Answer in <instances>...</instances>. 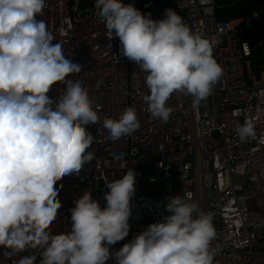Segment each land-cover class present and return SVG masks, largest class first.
Masks as SVG:
<instances>
[{
  "label": "clouds",
  "instance_id": "clouds-1",
  "mask_svg": "<svg viewBox=\"0 0 264 264\" xmlns=\"http://www.w3.org/2000/svg\"><path fill=\"white\" fill-rule=\"evenodd\" d=\"M45 0H0V246L5 254L41 249L38 264H213L216 237L213 215L199 209L190 194L168 197L159 222L149 224L119 250L110 246L129 235L136 173L129 168L107 183L106 206L85 190L74 200L71 230L52 233L61 202L57 183L79 175L94 154L87 128L100 124L87 88L67 79L81 66L66 58L61 43L42 19ZM109 40L118 38L121 54L146 73L148 111L167 121L174 92L199 104L212 92L223 69L212 40L193 31L171 8L163 19L142 14L121 0H95ZM66 84L55 101L48 95ZM112 140L139 127L136 110L105 118ZM240 140L255 135L245 120L236 128ZM16 264H37V254Z\"/></svg>",
  "mask_w": 264,
  "mask_h": 264
},
{
  "label": "built area",
  "instance_id": "built-area-1",
  "mask_svg": "<svg viewBox=\"0 0 264 264\" xmlns=\"http://www.w3.org/2000/svg\"><path fill=\"white\" fill-rule=\"evenodd\" d=\"M121 2L154 20L174 10L193 31L212 40L223 72L199 104L177 91L166 102L172 109L168 120L154 117L145 101L150 95L146 73L121 54L118 38L108 39L95 0H45L37 19L45 21L66 58L81 66L67 79L82 82L100 118V124L87 128L95 137L88 149L93 159L79 175L56 185L61 207L51 232L71 230L70 209L85 190L106 206L107 183L132 168L136 183L129 235L110 252L169 215L168 197L190 194L201 211L213 215V264H264V5L246 17L220 21L216 0ZM65 87L57 83L48 95L55 101ZM128 107L136 110L139 127L112 140L103 121L118 119ZM245 120L254 125L255 135L242 141L236 128ZM6 251L11 250L0 246V264H16L33 252L38 264L41 249ZM106 264H115L114 257Z\"/></svg>",
  "mask_w": 264,
  "mask_h": 264
},
{
  "label": "trees",
  "instance_id": "trees-1",
  "mask_svg": "<svg viewBox=\"0 0 264 264\" xmlns=\"http://www.w3.org/2000/svg\"><path fill=\"white\" fill-rule=\"evenodd\" d=\"M261 4L264 0H216V16L220 21L246 17Z\"/></svg>",
  "mask_w": 264,
  "mask_h": 264
},
{
  "label": "rangeland",
  "instance_id": "rangeland-1",
  "mask_svg": "<svg viewBox=\"0 0 264 264\" xmlns=\"http://www.w3.org/2000/svg\"><path fill=\"white\" fill-rule=\"evenodd\" d=\"M150 189H155V187L151 186ZM213 224H215L214 221H213Z\"/></svg>",
  "mask_w": 264,
  "mask_h": 264
},
{
  "label": "water",
  "instance_id": "water-1",
  "mask_svg": "<svg viewBox=\"0 0 264 264\" xmlns=\"http://www.w3.org/2000/svg\"><path fill=\"white\" fill-rule=\"evenodd\" d=\"M264 29V28H263Z\"/></svg>",
  "mask_w": 264,
  "mask_h": 264
}]
</instances>
